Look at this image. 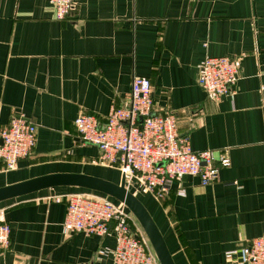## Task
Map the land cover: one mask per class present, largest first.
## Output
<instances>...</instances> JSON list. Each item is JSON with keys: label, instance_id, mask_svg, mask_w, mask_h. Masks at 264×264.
I'll return each mask as SVG.
<instances>
[{"label": "crops", "instance_id": "obj_1", "mask_svg": "<svg viewBox=\"0 0 264 264\" xmlns=\"http://www.w3.org/2000/svg\"><path fill=\"white\" fill-rule=\"evenodd\" d=\"M59 20L49 0H0V130L14 115L37 125L30 156L15 169L0 162V188L58 173L120 183L123 173L83 141L82 113L101 121L135 76L153 84L157 113L174 112L194 151L231 160L218 180L185 176L159 200L136 183L176 264H232L228 250L264 237V0H74ZM207 56L240 69L234 92L215 99L199 84ZM181 191H183L181 193ZM85 187L56 186L0 201L11 226L0 264H113L116 238L65 232L67 202L49 196Z\"/></svg>", "mask_w": 264, "mask_h": 264}, {"label": "built area", "instance_id": "obj_2", "mask_svg": "<svg viewBox=\"0 0 264 264\" xmlns=\"http://www.w3.org/2000/svg\"><path fill=\"white\" fill-rule=\"evenodd\" d=\"M49 2L57 19L74 16V0ZM198 69L199 84L215 99L233 93L240 78L239 66L229 56H207ZM74 124L83 141L97 145L102 158L125 174L127 188L136 183L159 200L185 176H196L205 186L218 180L221 167L231 164L228 156L213 149L194 151L189 136L179 134L176 114L155 111L153 84L146 76L134 77L130 91L120 103L112 102L104 121L96 114L82 113ZM36 137V123L23 115L13 116L0 130V162L6 169H15L21 159L31 155ZM47 199L67 202L65 232L112 233L116 238L113 264H161L141 223L123 202L82 192ZM10 234V224L0 221V250L9 247ZM225 257L232 264H264V237L226 251Z\"/></svg>", "mask_w": 264, "mask_h": 264}, {"label": "water", "instance_id": "obj_3", "mask_svg": "<svg viewBox=\"0 0 264 264\" xmlns=\"http://www.w3.org/2000/svg\"><path fill=\"white\" fill-rule=\"evenodd\" d=\"M85 187L105 193L123 202L136 216L144 228L161 264H176L166 240L152 217L151 213L136 194L126 187V176L123 174L120 183L100 177L78 173H58L41 176L0 188V201L27 195L42 189L56 186Z\"/></svg>", "mask_w": 264, "mask_h": 264}]
</instances>
